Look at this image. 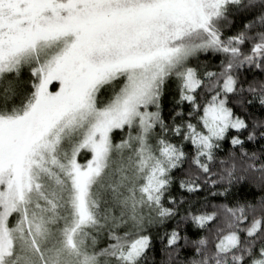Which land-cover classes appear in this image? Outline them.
Instances as JSON below:
<instances>
[{
    "label": "snow or ice",
    "instance_id": "obj_1",
    "mask_svg": "<svg viewBox=\"0 0 264 264\" xmlns=\"http://www.w3.org/2000/svg\"><path fill=\"white\" fill-rule=\"evenodd\" d=\"M0 264H264V0H0Z\"/></svg>",
    "mask_w": 264,
    "mask_h": 264
},
{
    "label": "trees",
    "instance_id": "obj_2",
    "mask_svg": "<svg viewBox=\"0 0 264 264\" xmlns=\"http://www.w3.org/2000/svg\"><path fill=\"white\" fill-rule=\"evenodd\" d=\"M232 15L233 10H229L228 12H226L224 17L220 18L218 21L215 22L217 24V27L223 28L225 25H227L228 20L232 17Z\"/></svg>",
    "mask_w": 264,
    "mask_h": 264
}]
</instances>
